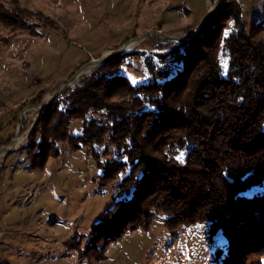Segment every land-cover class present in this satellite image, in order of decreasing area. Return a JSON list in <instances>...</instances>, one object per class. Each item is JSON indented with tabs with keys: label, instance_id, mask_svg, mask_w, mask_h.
<instances>
[{
	"label": "trees",
	"instance_id": "16d2710c",
	"mask_svg": "<svg viewBox=\"0 0 264 264\" xmlns=\"http://www.w3.org/2000/svg\"><path fill=\"white\" fill-rule=\"evenodd\" d=\"M234 6L223 3L194 42L136 51L144 83L119 72L131 56L122 55L41 115L27 150L36 146L42 165L68 143L91 150L102 185L121 178L119 200L94 227L96 245L148 230L163 212L173 239L208 224L224 242L216 261L264 264V23L248 31ZM17 21L20 11L0 7L6 29L20 31ZM72 120L83 122L81 136L69 134Z\"/></svg>",
	"mask_w": 264,
	"mask_h": 264
},
{
	"label": "rangeland",
	"instance_id": "374dc122",
	"mask_svg": "<svg viewBox=\"0 0 264 264\" xmlns=\"http://www.w3.org/2000/svg\"><path fill=\"white\" fill-rule=\"evenodd\" d=\"M227 2L235 5L230 11L240 8L248 31L264 23V0H222L219 9ZM214 4L215 0H0V7L11 15L22 14L23 22L17 21L15 29L24 25L12 32L0 22V150L16 138L25 109L20 136L28 133L27 143L0 165V264H222L216 261L224 244L221 235L204 224L180 229L173 239L163 212L148 230L96 245L94 227L119 200L121 178L102 185L104 170L85 146L74 150L63 144L60 155L44 165L36 146L27 150L45 112L32 115L28 110L45 105L86 65L132 42L139 44L124 54L131 56L119 72L133 84L144 83L143 57L132 55L173 40L155 33L138 39L151 32L173 37L193 33L182 43L194 42L207 28L194 37ZM225 27L228 33L230 25ZM99 67L87 68L84 72H91L73 85ZM69 128L71 136H81L83 122L72 120ZM41 138L38 133L35 142Z\"/></svg>",
	"mask_w": 264,
	"mask_h": 264
},
{
	"label": "water",
	"instance_id": "95a60500",
	"mask_svg": "<svg viewBox=\"0 0 264 264\" xmlns=\"http://www.w3.org/2000/svg\"><path fill=\"white\" fill-rule=\"evenodd\" d=\"M221 1L222 0H215V4L214 6L212 7L209 15L204 19L203 23L201 24L199 30L196 32L195 36H198L206 27L207 25L210 23V21L212 20L213 16L215 15V13L217 12V10L219 9V6L221 4ZM157 34L159 35L161 38H165V39H169V40H173V41H177V42H188L190 41V39H182V38H178V37H173V36H169V35H165V34H162L160 32H151V33H147L143 36H141L138 40L139 41H142V40H145L147 37L153 35V34ZM129 46L130 45H125L122 49H120L119 51H117L116 53H113L111 55H108L106 57H103L99 60H96V61H93L91 62L89 65H86L84 68L81 69V71L70 81H68L64 86L60 87L58 89V91L55 93V95L44 105V108L41 110L40 113H43L45 111V109L52 103V101L55 99V98H58L60 96V94L69 89V88H72L74 85H73V82L79 78V76L89 67L91 66H101L103 64H105L106 62L110 61L111 59L113 58H116V57H119V56H122L126 53H128L129 51ZM77 84V83H76ZM25 112H26V109L24 110V112L22 113L21 115V119H22V122H21V126L19 128V131L17 133V136L16 138H14L11 142V144L9 146H7L6 148H3L2 150H0V158L1 159H4L6 158V156L10 153V152H13L15 150H17L19 148L18 146V140L20 139V134H21V128L23 126V119H24V116H25Z\"/></svg>",
	"mask_w": 264,
	"mask_h": 264
},
{
	"label": "bare ground",
	"instance_id": "6f19581e",
	"mask_svg": "<svg viewBox=\"0 0 264 264\" xmlns=\"http://www.w3.org/2000/svg\"><path fill=\"white\" fill-rule=\"evenodd\" d=\"M191 36H193V33L190 34H180L177 35L178 38H183V39H188ZM131 43V42H130ZM139 44V42H132L131 45L129 46V49H133L134 47H136ZM94 70V69H93ZM91 72V70L86 71L84 73H82V75L77 78L74 83H77L78 81H81V79H83L84 77H86L89 73ZM44 108V105L41 106H37V107H33L32 109L28 110L32 115H36L39 114L41 112V110ZM32 125V124H31ZM27 138H28V133L24 134L22 137H20V139L18 140V146L22 147L27 143ZM2 163V159L0 158V165Z\"/></svg>",
	"mask_w": 264,
	"mask_h": 264
}]
</instances>
